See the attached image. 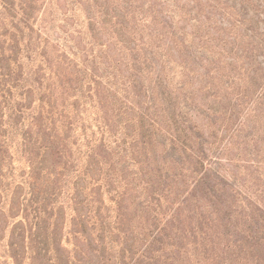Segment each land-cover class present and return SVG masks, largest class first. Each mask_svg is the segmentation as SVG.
<instances>
[{
    "label": "rangeland",
    "instance_id": "374dc122",
    "mask_svg": "<svg viewBox=\"0 0 264 264\" xmlns=\"http://www.w3.org/2000/svg\"><path fill=\"white\" fill-rule=\"evenodd\" d=\"M49 1L47 19L69 4V14L74 13L72 7L77 8L78 17L84 22L87 8H94L99 18L107 20L106 6L98 2L123 0ZM141 1L145 7L140 14L148 19L131 24L135 23V29L146 41L149 30H156L158 36L147 41L160 48L155 66L160 67L161 57L162 62H170L167 83L152 85L156 109L165 110L160 105L165 100L171 111L184 102V114L188 123L196 127L199 140L192 135L186 146L176 142V126L169 119L171 115L164 112L160 127L158 123L152 129L151 145L144 144L141 151L140 143L135 144L127 135L137 121L134 119L129 125L132 129L126 133L124 123L121 124L127 143L120 150H126L123 156L112 159L117 163V179L112 168L110 173L112 194H119L112 198L107 187L100 190L104 192L105 221L92 234L93 239L97 238L102 226L104 239L100 245L96 239H80V245L88 251V258L95 254L97 264H264V0ZM108 23L114 25L113 21ZM125 29L120 33L124 35ZM59 33L63 34L61 28L57 36ZM83 33L80 35L73 26L66 39L70 41L68 45L80 44L82 37L86 38L87 47L100 45L110 35V31L97 26L91 30L86 21ZM173 37L177 45L171 41ZM116 48L120 50L121 45L103 46L110 61L117 59ZM243 48L248 51L247 59ZM192 59L196 62L190 73L185 68H189ZM215 68L218 71L213 74ZM123 69V64L118 65L119 83L123 81ZM252 69L258 78H254ZM111 89L114 91V87ZM165 89L168 100L163 96ZM111 97L114 106L107 105L103 110L99 103L90 108L92 121L95 117L103 120L106 111L110 112L106 115L110 121L111 108L122 103L119 93ZM94 100L99 102L97 97ZM139 100L144 105L145 100L135 98ZM136 112L135 107L133 114ZM93 125L95 129V121ZM104 143L115 156L119 150L111 144L109 135ZM109 184L107 180L110 189ZM118 221L124 224L120 223L124 230L120 235ZM78 226L80 230L85 228L81 219ZM6 232L10 237V231ZM6 250L1 244L0 254ZM88 258L84 264H91Z\"/></svg>",
    "mask_w": 264,
    "mask_h": 264
},
{
    "label": "trees",
    "instance_id": "16d2710c",
    "mask_svg": "<svg viewBox=\"0 0 264 264\" xmlns=\"http://www.w3.org/2000/svg\"><path fill=\"white\" fill-rule=\"evenodd\" d=\"M113 3L98 2L106 6L107 20L99 18L94 8H87V17L81 22L77 8L72 7L74 13L69 14V4L47 19L50 1L0 0V245L7 248L0 254V264L86 263L88 251L82 249L80 239H93L98 224L105 221L104 192L100 190L107 187V192L112 194L111 168L118 177L117 163L112 159L123 156L126 149L120 148L127 143L121 134V124L124 123L126 133L132 129L129 125L134 119L137 121L127 135L135 144L140 143L141 151L144 144L151 145L152 129L158 123L160 127V115L164 112L171 115L169 119L176 126V142L186 146L192 135L199 140L196 127L188 123L184 114V102L171 111V105L167 106L165 100L160 104L165 110L156 109L152 85L167 83L170 62H162L161 57L160 67L155 66L160 48L147 41L158 36L156 30H149L146 41L135 29V23L131 24L136 20L147 21V16L140 14L145 2ZM85 21L91 30L97 26L99 30L110 31L108 40L87 47L86 38L82 37L80 44L69 46L70 41L66 39L71 28L76 26L83 36ZM111 21L114 25L108 23ZM107 23L108 31L105 30ZM59 28L66 37L62 33L57 36ZM124 29L123 35L120 31ZM174 39L171 41L177 45ZM103 43L107 47L121 45L120 50L116 48L117 59H108ZM188 48L195 52L191 44ZM243 54L247 59L246 48ZM191 61L185 69L193 73L196 60ZM122 64L125 69L123 81L119 83L121 70L117 67ZM212 71L215 74L218 68ZM251 73L255 79L259 77L256 70L252 69ZM118 93L122 103L118 108H111L110 121L106 116L109 111L101 121L99 117L93 118L94 129L90 108L99 103L103 110L107 105L114 106V98L110 96ZM167 93L165 89L163 96L168 100ZM95 97L99 102H95ZM137 97L145 100L144 105L140 100L135 101ZM135 107L137 114H133ZM107 135L119 150L115 156L105 147ZM118 194H112V198ZM78 219L82 220L83 230L79 229ZM118 223L120 235L124 231L123 223ZM103 231L102 226L97 231L98 245L104 239ZM88 259L91 264L98 263L95 254Z\"/></svg>",
    "mask_w": 264,
    "mask_h": 264
}]
</instances>
